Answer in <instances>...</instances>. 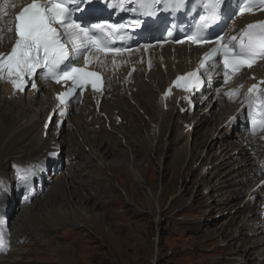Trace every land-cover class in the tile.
Returning <instances> with one entry per match:
<instances>
[{
  "label": "rangeland",
  "instance_id": "1",
  "mask_svg": "<svg viewBox=\"0 0 264 264\" xmlns=\"http://www.w3.org/2000/svg\"><path fill=\"white\" fill-rule=\"evenodd\" d=\"M117 98L124 105L121 107L123 112L121 118L123 121H126V124L118 128L113 126V133L107 132V134H103L101 131L99 133L91 130L94 129L97 123L96 120H93L90 125L86 123L88 113H90L88 112L90 111L89 108L96 113L90 105L81 106L79 108L80 113L71 118L70 127H72V130L64 132L63 134H66L62 137L64 143L62 155L66 156L67 153L69 155L68 157L75 156V160L78 159V162L76 161L73 166H70L74 167V169L65 171L66 175L64 178L56 179L57 181L52 182L50 185L51 188H49V184L46 186L43 194L45 196L46 192H48L49 196L47 195V198H44L45 200H50L48 201V205L41 204L44 199L40 201L41 197L36 195L38 199L35 200L34 205L36 206L33 207L36 210L32 215L30 226L32 224L35 226L32 229L44 228L42 230L43 232L32 230L33 235L32 233L29 236L24 235L23 237H26L27 242L23 247H21L22 244L20 245L17 242L19 239L15 237L13 251L18 252V257H16L17 254H13L14 256L10 255V257L8 256L4 259L13 262L18 258V264H217L222 257H225L228 260V264H235L237 249L242 250L245 244L247 246L253 243L255 237L252 236L254 238L249 237L248 239L250 235H245L244 237L248 241L244 244H239V241L238 243H233L232 237L235 235L238 224L243 223L245 220H252L253 216H251V219L245 217L248 214L247 211L244 215H240L237 218V224H233L235 227L232 226V230L227 229V237H220V229L214 230L209 225L212 221L216 220L215 225L223 224L231 216V212L238 204L259 212L264 206L261 202V197L255 198L254 194L256 189L255 182L260 177L257 176L255 179L247 180L243 176L247 174L246 171L241 173L239 177L234 176L235 172L230 168L245 158L242 156L222 171L217 172L214 168L210 171V175H223L225 179H241L236 184L223 188L221 196L217 197L222 200L220 201V205L215 207L213 201L208 206L203 204L202 206L189 205L194 200L197 192H201L203 186L207 187V182H210L208 180L210 176H208L203 186L198 185L201 172H208L210 165H218L223 156L221 152L215 153L220 145L218 141L213 144L214 149L213 147L209 148L212 150H209L206 146L210 133L216 131L215 128L217 129L218 124L214 125V122H212L207 130L205 128V130L202 129L198 133L193 126V131L191 134L188 132V136L184 128L177 127L176 120L186 122L185 118L177 116V114H172L171 111L163 112V114L156 104L158 95L153 90L152 92L146 90L137 92L133 97L138 102L139 107L140 101L142 99L145 100L146 109L144 117L146 116V118L150 119V123L147 121L145 126H139L134 121L133 114L138 116L140 109L137 110L138 108L133 106L129 107L127 103L123 102L124 98L122 96H118ZM204 105L207 106L206 104ZM204 105H202L203 108ZM102 111L113 112L112 107L102 109ZM161 117L162 121L160 123ZM186 118L189 119L188 124L193 125L192 119L189 117ZM221 121L224 122V119ZM171 123H173V126H171ZM151 124L159 127V135L154 139L147 137ZM225 129L227 127L222 128L220 133ZM115 132L117 136H114ZM118 135H122V138L118 139ZM122 139H125L123 141H125L126 145L122 142ZM79 140H81L84 146L88 147L89 154L84 151L85 148L82 149L80 147ZM121 142L125 147L120 145ZM27 143L29 142L24 141L21 144L20 151L30 150L29 148L32 145H26ZM224 145L221 144L219 148L222 149ZM97 148L103 152L101 157L104 158V163H107L108 160L112 161L105 154V149L108 148L113 151V159L117 155L114 160L116 167L112 171L108 167L103 166L99 170L98 161L96 160L95 162V160L91 159V152H94ZM204 148L208 149L207 152L209 153L207 154L206 152L204 154L206 159L201 158L205 150ZM227 150V154L231 153L229 148ZM214 154L216 155L213 160H219L217 163L211 162L207 157L208 155L213 156ZM217 155H220V158ZM135 156L137 157L135 158ZM123 157L129 158L131 162H134L135 167L133 169L138 175V178H134L129 167L123 165ZM31 158L34 159L35 156L25 157L23 161ZM88 160H91L93 165ZM197 160H199V163ZM195 164L199 172L196 168L193 169ZM78 165L81 170L79 169L76 173L77 170L75 171V168ZM8 166L10 165L5 161L3 168L0 170V176L1 174L3 176L0 178L10 183L9 193H14L16 189L12 187L13 177L11 180L7 177L10 173ZM243 167L244 165L239 166V170ZM194 176L198 178V182L197 180L194 181ZM217 178L213 177L211 181ZM143 179H145L146 185H144V181L143 183L140 182ZM83 183H86L85 186ZM138 183L143 184L146 189L143 190ZM112 185L116 187L115 190H113ZM79 186L81 189L78 188ZM243 190L248 196L252 197H250L251 199L249 198V201H252L254 198L257 200L256 203L260 204V209H255L250 206L251 204L248 205L246 202L247 196ZM53 192L56 198L55 196L53 198L51 197L54 194ZM77 193L79 195L81 194L80 196L83 199L91 197L90 202H87L88 204L86 203L83 209H86V212L92 214V216H99L100 221L96 224L98 227L97 231L99 232L97 236L92 235L93 228L90 235L86 237L85 233L82 232L83 228L78 229L76 227L82 221L84 222V219H80V221L77 219V221L76 217L71 218L72 216H69L71 218L69 219V217L62 215H59L57 219L53 217L55 214L52 215V212L55 213L57 210L63 215H66L69 210L72 211L73 209L72 206H69V202H74V198L71 195L73 194V197H75ZM150 193L151 196L148 195ZM211 193L214 194V192ZM234 194L238 195V198H230ZM153 199L156 200V203H153ZM226 201L228 202L227 204L225 203ZM106 202H110V204L104 205ZM23 209H20L11 218L10 228L12 235H14V222L20 217ZM30 209L32 208L28 210ZM105 209L107 212H105ZM259 215L261 214L259 213ZM88 223L91 227V223ZM244 232L247 234L246 230ZM88 240H94L101 246L87 243ZM47 241L49 243H46ZM262 250L264 254V245H258L252 249L254 254ZM260 253L262 255V252ZM254 254L252 253L250 255L255 258V262L259 261L260 256H255Z\"/></svg>",
  "mask_w": 264,
  "mask_h": 264
},
{
  "label": "bare ground",
  "instance_id": "2",
  "mask_svg": "<svg viewBox=\"0 0 264 264\" xmlns=\"http://www.w3.org/2000/svg\"><path fill=\"white\" fill-rule=\"evenodd\" d=\"M1 19L3 21L5 31L9 32L11 35L12 31H8V29L13 24L12 15H10L5 10ZM10 35H8V34L6 35L7 36L5 38L6 44H8V39H9L8 37H10ZM3 45H4L3 41H0V53L4 50ZM156 51L153 52V56H152L153 64L155 65L153 68L154 73H152V75L148 78V75H146L143 70L139 69L140 73L142 75L139 76V73H136L134 76L133 87L137 88L136 93L137 92H143L146 90H149L151 92L153 90V92H154L157 89L158 93L157 92H155V93H157L158 97L162 96L165 92L166 87H168L173 82V80L176 79L177 76L185 73L187 70H189L195 66V62L198 61L200 54L203 52V50H201V49H195L194 50V49H190L186 46L185 47H177V48L171 47V48H164V49H156ZM136 59H137V57H136ZM158 66H164L165 71L158 69ZM253 72H254V70H251V73H253ZM119 75L120 74H118V75L113 74L112 75L111 73H109L107 75V81H108V86H109L110 90L106 93V96H110L111 94H113L115 92H117V94L111 95V97L109 99L108 98L105 99L104 97L102 98V102L100 104L99 111L96 112V113H98L97 118L102 116L101 115V112H102L110 120H112V124L114 125V117H116V115H117V117H122V115H123L121 107L124 105L122 103H120L121 100L117 98L118 96L119 97L122 96L124 98L123 102L127 103V105L129 107H131L130 103L135 101V103L137 105L135 107L138 108V109L137 108H135V109H137V110L140 109L143 111V116H140V115L135 116L133 114V119L139 126H142V125L144 126L143 122H144V118H145L144 115H145V109H146L145 108L146 104L144 103L145 100L142 99L140 101V107H139L138 102L133 98L134 95L136 94L134 92L133 88L129 90L130 94L125 96L122 93L123 90L119 89V88H121L119 86L124 85V82H123L124 78L120 79ZM146 78H148L150 81L149 86H147V84H145ZM5 92H6V88H0V170L3 168L5 161L7 162L8 165L13 163V164H16V165L22 167V165L25 164V162L23 161V159L25 157L35 156V158L33 160L28 159V160H26V162L41 161L44 159V157H46V153L50 151V148L52 146H58L60 148L64 146L62 138L58 139L57 137L53 136L49 132V130L47 132V138L46 139H43L41 137L44 122L47 119L49 112H50V108L53 105L52 104L53 102L51 100V95L49 92L48 93L45 92L39 99L35 98V95H36L35 92L28 93L24 98H18L15 101H7ZM152 95H154V94H152ZM205 96L208 97V100L205 103L207 106L200 103V105H204V108H202L200 111L195 112V114L193 116H189V118L192 119V124H193L194 128H196L197 133L199 131H201L202 129L205 130V128L207 130V128L210 127V124L212 122H214V125L218 124L217 129L218 128L222 129V128L227 127V129H225L223 132L221 131L222 133H220L221 129L217 130L216 128H215V130H216L215 132H211L212 135L209 132L210 135H209L208 140L206 142V146L208 149L212 148L213 144H215L216 141H218L219 144H223V145L225 144V145L221 150H219L217 152V153L221 152L223 154V156L221 157V159L219 161L220 163L218 165L217 164L210 165L208 167V172L202 171L200 174L201 176H200L199 182H198V178L194 176V181L197 180L198 185L203 186L205 179L208 176H210L208 178V180H210V182H207V187L203 186V190H201V192L200 191L197 192V194L194 197V200L191 201L192 203L189 205H191V206H202V204H203V205L208 206L209 203L213 201L215 203L214 206L216 207L217 205H220V203H221L220 201H222L221 199H218L217 197L221 196V192H222L223 188L227 187L229 185L232 186L233 184H236L237 182L241 181V179L238 178L237 180H230L231 178H227V179L223 178L224 177L223 175H221V176H219V174H211L210 175V171L213 168L218 172L220 170L225 169L233 161L239 160L240 157L244 156L245 158L243 160H241V162H239L236 165H233L232 168H230L231 170H234V172H235L234 176L239 177V175L241 176V173L246 171L247 172L246 175L242 174L243 176H245V179H247V180L255 179L257 177V169L255 167V163L253 161V158L249 157V154H248L249 153L248 149L253 148V145L251 144V142L249 140H245V141L241 140L243 133H242V130L240 128V120H239L240 115L237 113L238 106L224 105L222 107H218V105L221 102L220 97L211 98V96H209L208 93H206ZM126 97H129L130 99H126ZM177 97H178V94L175 93L174 96L172 97L171 103L169 105V107H170L169 111H171L172 114H175L174 113V105L176 103ZM100 99H101V97H96L95 101H93L92 99H87L83 102L82 106L83 105H90L92 107V109L95 110V108H96L95 103H96V101L98 102V100H100ZM108 107H112L113 112H111V111L103 112L102 111V109H107ZM133 111H134V108H133ZM163 112L164 111H162V113ZM233 116H234V120H232ZM129 119H130V116H129ZM222 119H224V122L221 121ZM176 121L178 122L179 120H176ZM96 123H97V125H100L99 120H96ZM171 126H173V123H171ZM177 127H178V125H177ZM156 128L159 131V127H156ZM100 131L103 134H107V131H105V129L103 127ZM183 133H184V131H183ZM185 133L189 136L188 132H186V129H185ZM147 137L154 139L156 136L150 137V130L148 129ZM228 140H231V141L228 142ZM24 141L29 142L26 145H29V144L32 145L31 148H29L30 150L20 151L21 144ZM78 143L80 145L82 143L81 140H79ZM166 148H167V146H166ZM228 148H229V150H231L230 151L231 153H229V154H227ZM17 151H18V153H17ZM28 151H30V153H28ZM112 153H113V151L111 149H108V148L105 149V154H107L108 157H110V159L112 160V161L108 160L107 163H104V158L101 157L103 155V152L99 148H97L94 152L92 151L90 156H91V159L94 160L96 158V160L98 161L99 170H101L103 167H108V169L112 171V169H114V167H116V163L114 160L116 159V156H117L116 155L115 159H113ZM80 157H81V154H80ZM136 157L137 156H135V158ZM201 158L206 159V156L201 155ZM123 159H124V161H123L124 164L123 163L122 164L126 167L127 166L129 167L134 178H138V175L135 173V171L133 169L135 167L134 162H131L130 159L126 158V157H123ZM88 161H90L91 165H93V162L91 160H88ZM241 165H244V167H243L244 169L241 168L239 170V166H241ZM159 167L162 168L161 166H159ZM72 169H74V167L69 166L67 170H72ZM79 169L81 170V168H79V165H78L75 168V171L77 170L76 173L78 172ZM242 169H243V171H242ZM2 176L3 175L1 174L0 177H2ZM213 177H216V178L218 177V178L215 179L214 181H211ZM62 178H64V176L57 178V179H62ZM182 178H183V176H182ZM263 178L264 177H260V179L255 182V184H256V189H255V194H254L255 198H257L259 196L260 197L263 196V198H264V186L259 185L263 181ZM55 181H57V180H55ZM143 181H144V185H146L145 179H143L140 182L143 183ZM48 184L49 183L42 186V191L36 192V195L38 197H41L40 201H42L48 195V192H46L45 196L43 194V192L46 189V186ZM85 184H84V186H85ZM138 184L140 185V187L143 190L146 189V188H144L143 184H141V183H138ZM9 185H10V183H9ZM12 187H14L13 183H12ZM112 187H113V190H115L116 187L114 185H112ZM78 188L81 189L80 186ZM77 191H78V189H77ZM211 192H214V194L216 193L215 196ZM71 193H72V191H71ZM80 195L78 193L76 194V196L74 195L76 198L73 197V194L71 195V197L74 198V202H69L70 203L69 206H72V209H73L72 211L69 210L66 215L65 214L63 215V214H60L59 211L57 210V211H55V213L52 212V215L55 214L53 217H56L57 219L59 218V215L60 216L62 215L65 217H69V216L71 217L72 216L71 218L76 217V220L79 219V221H80V219H84L85 221L84 222L82 221L81 224H78L76 227H78V229L83 228L82 232L85 233L86 237H88L90 235V232L93 228V231L91 233H93L92 235L97 236V234L99 232L97 231L98 227L96 226V224L100 221V219L98 218L99 216L93 215L94 216L93 217L92 214H88L86 212V209H83V207H85V204L87 202L88 203L90 202L91 197L83 199ZM148 195L151 196V193ZM153 195H152V197H153ZM53 196H55V198H56L55 193L52 194L51 197L53 198ZM126 197H127V192H126ZM214 197H215V199H214ZM231 197L238 198V195L234 194V195H231L230 198ZM154 198H155V195H154ZM45 199L41 202V204L44 203L45 205H48L49 204L48 201H50V200H45ZM158 200H159V197H158ZM152 201H153V203H156L155 199H153ZM227 201H228V199H227ZM227 201L225 202L226 204L228 203ZM11 202H12V200H11L10 196H8V198L5 197L3 199L2 204L5 205L7 208H9V204H11ZM129 202H130V200H129ZM249 202H251V201H249ZM109 204H110V202H106L104 205H109ZM262 204L264 206V201H262ZM45 205H43V206H45ZM248 205H249V203H248ZM34 206H36V205H34V203H33L31 206L25 207L23 209V211L21 212L20 217L17 220H15V222H14L15 223L14 224V226H15L14 227V235L12 236V238L14 237V239H15V237H17V238L23 237L24 235L29 236V234L32 233V230L42 231L44 229V228L32 229V227H35V226H33V224H32V226H30V221H31L32 215H33L34 211L36 210L33 208ZM39 207H41V206H39ZM29 208H32L34 210H32V209L28 210ZM41 209H43V208H41ZM263 209H264V207H262L261 210H263ZM246 211L248 212V214L245 217L253 216V219L250 221L245 220L243 223L238 224V227L235 231V235L232 237V239H233L232 241H233V243H235V242L238 243V241H239V244L240 243L244 244L248 241L247 238L244 237L245 235L246 236H248V235L254 236L255 239H254L253 243H251L247 246L245 244V246L243 247L242 250L237 249V251H236L237 258L235 259V261H236L235 264H264L263 250L260 251V252H262V255L260 252H259L260 253V255H259V253L254 254V251H252V249L257 247L258 245H260V246L264 245V218L262 217V215H259V212H257L256 210H251V209L247 208V206H242L241 204H238L237 207L231 212V216L229 218H227V220L223 224L218 225V226L215 225L217 222V220H216V221H212L210 223L209 227L213 228L214 230L220 229L219 236L220 237H227V235H228V233H226L227 229L232 230V226H234L233 224H235L237 222V218L240 217V215H244L246 213ZM105 212H107L106 209H105ZM70 217H69V219H71ZM87 221L91 223V227L89 226V223ZM84 223L87 225L85 226ZM251 223H254V224H251ZM93 224L95 225L94 227H93ZM52 225L54 226V224H52ZM254 229H256V230H254ZM244 230L247 231V234H246V232H244ZM78 231H79V233H81L80 230H78ZM248 232H250L251 234H248ZM32 235H33V233H32ZM35 235H37V234H35ZM46 243H49V242L47 241ZM87 243L96 244V245H99V247L101 246L100 244H97L96 241H94V240L93 241L88 240ZM39 245H41V244H39ZM56 253H58V252H56ZM238 253H240V255H238ZM252 253L255 256L259 255L260 260L255 262V258L252 255H250ZM13 254L14 255L17 254L16 257H18V252H16L15 250L9 254V257H10V255L14 256ZM17 259H16V261L14 260L13 262H9V260L2 258V259H0V264H6V263L7 264H11V263L12 264H18L19 259L18 260ZM227 261H228L227 258L222 257L220 259V261L217 262V264H228Z\"/></svg>",
  "mask_w": 264,
  "mask_h": 264
},
{
  "label": "snow or ice",
  "instance_id": "3",
  "mask_svg": "<svg viewBox=\"0 0 264 264\" xmlns=\"http://www.w3.org/2000/svg\"><path fill=\"white\" fill-rule=\"evenodd\" d=\"M71 0H32V2L23 7L18 15L14 18L15 23V43L8 53H0V80H7L12 85L14 91H24L26 80L42 70V78H52L59 83L61 79L71 80L73 90L83 88L90 84L94 91L99 92V82L101 77L91 71H87L90 64L89 51L95 49L97 54L116 53L121 49H113L106 44L98 42L90 34L87 27H82L70 20L71 10L68 4ZM84 3L85 0H80ZM259 4L264 6V0H259ZM215 8V0L210 4ZM255 4L251 0H245V7L240 9L251 11ZM5 9L0 6V15H3ZM205 19V17H201ZM100 28L96 24L92 26ZM63 36L69 38L72 44L71 52L78 58L82 50L84 51V68L69 66L66 62L70 60V50L66 46ZM8 31H12L10 27ZM193 43L205 42L200 36H190L188 38ZM223 37L216 40L217 46L213 47L206 53L201 62V67H205V61L216 63L215 58L220 57L225 70V75L235 74L241 69L251 68L257 60H264V22L248 24L239 36H232L223 44L220 41ZM196 73H190L186 77H177L174 82L176 87H181L180 81L187 80L189 77H195ZM264 85V81L260 82ZM32 87L36 84L33 82ZM187 90V85L184 86ZM264 91L253 84L248 92L250 95L258 94ZM167 94V93H166ZM68 93L58 96L61 103H64ZM259 99V96L257 95ZM63 115V113H61ZM3 246V240L0 238V247Z\"/></svg>",
  "mask_w": 264,
  "mask_h": 264
}]
</instances>
